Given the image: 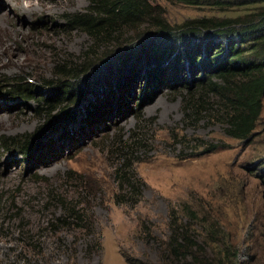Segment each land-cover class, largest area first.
I'll list each match as a JSON object with an SVG mask.
<instances>
[{"label":"rangeland","instance_id":"obj_1","mask_svg":"<svg viewBox=\"0 0 264 264\" xmlns=\"http://www.w3.org/2000/svg\"><path fill=\"white\" fill-rule=\"evenodd\" d=\"M149 1L172 26L212 15L243 16L254 8L241 5L246 0H227L235 3L227 10ZM89 3L0 0V77L41 85L61 60L81 56L93 40L68 29L67 15L86 11ZM110 49L102 46L96 53ZM173 75L166 71L165 85L158 92L151 86L145 99V80L132 79L122 88L127 100L120 99L126 108L121 114L114 112L119 92L104 94L113 89L95 99L102 106L110 102L96 117L86 107L93 97L82 98L66 114L74 113L75 120L41 131L29 157L8 152L0 142V264H167L171 210L209 200L224 215L244 262L254 257L250 264H264V111L251 139H233L222 122L193 114L179 94L183 83L176 87L179 93L168 84ZM35 107L0 93V138L36 132L42 122ZM135 135L128 163L143 189L130 194L116 172L124 148L114 141ZM212 146L216 149L207 152ZM71 210L84 214L85 222Z\"/></svg>","mask_w":264,"mask_h":264},{"label":"trees","instance_id":"obj_2","mask_svg":"<svg viewBox=\"0 0 264 264\" xmlns=\"http://www.w3.org/2000/svg\"><path fill=\"white\" fill-rule=\"evenodd\" d=\"M179 1L220 10L235 5L227 0ZM242 4L254 8L246 9L243 16L221 19L212 15L172 26L156 15L149 0H90L86 11L67 15L68 29L84 32L93 40L81 56L61 60L52 79L41 85L19 76L0 77V93L34 103L42 122L33 134L1 137V146L29 157L41 131L62 128L66 120H75L74 113L66 114L82 98L93 97L86 107L91 110L88 114L96 117L105 112V105L95 101L101 90L111 91L113 86L125 87L132 79L143 78L145 99L152 95L148 77L165 83L166 71L174 73L168 84L176 85L175 93L181 90L179 94L183 93L184 103L193 107L194 115L207 114L222 122L233 139H251L264 111V0ZM132 31L137 33L128 36ZM106 45L111 49L101 53L102 57L97 55ZM180 82L184 86L179 90ZM136 141V135L130 141L123 137L114 141L124 148L123 163L116 172L130 194L143 189L130 173L133 164L128 163L129 153L133 154L131 144ZM214 149L216 146L207 152ZM214 203L209 200L201 207L185 203L171 210L172 234L163 258L167 264L252 262L254 257L244 262L241 248L227 232L225 217ZM70 212L85 222L84 214ZM88 251L95 250L88 246Z\"/></svg>","mask_w":264,"mask_h":264},{"label":"bare ground","instance_id":"obj_3","mask_svg":"<svg viewBox=\"0 0 264 264\" xmlns=\"http://www.w3.org/2000/svg\"><path fill=\"white\" fill-rule=\"evenodd\" d=\"M32 6V5H31ZM134 82V81H133ZM137 82V81H136ZM158 83L159 84H153L152 82H150V88H151V86H152V88L156 91V92H158L159 91V86L161 85H165V83L163 82V83H161V82H159L158 81ZM122 88H124V85L123 86H117L116 88H112L113 89V91H111V92H107V93H104V94H108V95H110L111 93H113V92H119V95L117 96V100L115 101V108H116V110L114 111L115 113H118V114H121L122 112H123V109H126L123 105H122V103H121V101H120V99L122 100V101H124V100H127V99H125V94H126V91L125 90H123L122 91ZM162 89V88H161ZM120 92H121V95H120ZM133 92V91H132ZM109 97V96H108ZM114 97H116V96H114ZM148 99V98H147ZM99 101V100H98ZM109 103L110 102H106V106L105 107H109ZM112 104V103H111ZM124 105L125 104H127V105H125L126 107H128L129 106V104L128 103H123ZM85 105V104H84ZM125 112V111H124ZM109 113V112H108ZM108 113H106V114H108ZM80 114V113H79ZM82 114V113H81ZM78 115V114H77ZM90 115V114H89ZM90 117H93V116H91L90 115ZM97 118H100V117H97ZM96 118V119H97ZM101 119V118H100ZM89 122V121H88ZM77 123V122H76ZM55 134V133H54ZM49 136V135H48ZM51 144V143H50ZM57 146H59V143L57 144ZM51 156V155H50ZM43 163V162H42ZM48 163V162H47ZM40 164V163H39Z\"/></svg>","mask_w":264,"mask_h":264}]
</instances>
